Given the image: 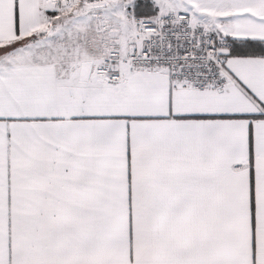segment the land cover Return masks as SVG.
Returning a JSON list of instances; mask_svg holds the SVG:
<instances>
[{
	"label": "snow or ice",
	"instance_id": "1",
	"mask_svg": "<svg viewBox=\"0 0 264 264\" xmlns=\"http://www.w3.org/2000/svg\"><path fill=\"white\" fill-rule=\"evenodd\" d=\"M0 264H264V0H0Z\"/></svg>",
	"mask_w": 264,
	"mask_h": 264
}]
</instances>
